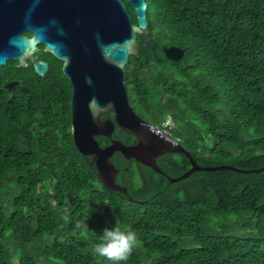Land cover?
Segmentation results:
<instances>
[{
  "label": "trees",
  "instance_id": "1",
  "mask_svg": "<svg viewBox=\"0 0 264 264\" xmlns=\"http://www.w3.org/2000/svg\"><path fill=\"white\" fill-rule=\"evenodd\" d=\"M146 1L129 99L201 166L219 167L172 181L191 169L187 154L160 155L166 175L115 152L129 193L107 187L75 145L61 61L43 53L52 65L41 76L10 60L0 68V264H111L92 246L116 222L137 237L120 264H264V0ZM113 137L137 141L118 124Z\"/></svg>",
  "mask_w": 264,
  "mask_h": 264
},
{
  "label": "water",
  "instance_id": "2",
  "mask_svg": "<svg viewBox=\"0 0 264 264\" xmlns=\"http://www.w3.org/2000/svg\"><path fill=\"white\" fill-rule=\"evenodd\" d=\"M127 3L134 9L136 23ZM147 8L146 0H0V68L10 60H18L21 66H28L30 61L43 76L49 64L37 55L40 43L62 60L72 84L75 145L97 165L104 185L126 194L128 188L116 181L120 169L112 160L115 152L164 174L158 163L160 155L187 154L191 169L179 177L168 175L172 181L195 170L219 167L201 166L180 142L139 115L129 99L126 65L132 54H139L138 34L149 33ZM149 40L144 36L143 45ZM165 52L169 58L178 59L183 50L171 45ZM18 82L10 81L6 86L12 89ZM108 111L114 113V119L102 118ZM116 124L133 133L137 142L127 144L114 138ZM100 135L108 137L110 143L101 145Z\"/></svg>",
  "mask_w": 264,
  "mask_h": 264
},
{
  "label": "clouds",
  "instance_id": "3",
  "mask_svg": "<svg viewBox=\"0 0 264 264\" xmlns=\"http://www.w3.org/2000/svg\"><path fill=\"white\" fill-rule=\"evenodd\" d=\"M157 128L169 137L165 130ZM75 229L89 230L84 221L77 222ZM136 241L137 237L134 231L122 229L119 222H116L114 227L106 228L103 235L99 236V242L92 246V251L94 255L111 262V264H120V262L128 260L134 247H136Z\"/></svg>",
  "mask_w": 264,
  "mask_h": 264
},
{
  "label": "flooded vegetation",
  "instance_id": "4",
  "mask_svg": "<svg viewBox=\"0 0 264 264\" xmlns=\"http://www.w3.org/2000/svg\"><path fill=\"white\" fill-rule=\"evenodd\" d=\"M45 52H47L46 50H45V45L42 47V43H40L39 44V49H38V52H37V55H38V57L40 58V59H44V60H46L47 62H48V64H49V69L47 70V72L43 75V76H46V74L48 73V71L51 69V65H52V61L51 60H49V55H47V58H43V57H41V55L43 54V53H45ZM49 54H52V53H50V52H48ZM53 55V54H52ZM54 56V55H53ZM53 59H57V60H60L59 58H57L56 56H54L53 57ZM61 61V67H62V71H63V61L62 60H60ZM29 63H30V61H29ZM63 73H64V71H63ZM65 74V73H64ZM65 76H66V74H65ZM67 77V76H66ZM68 78V77H67ZM68 80H69V78H68ZM70 81V80H69ZM70 84H71V81H70ZM71 91H72V84H71ZM72 93H73V91H72ZM111 118V117H110ZM114 119V118H113ZM137 142V141H136ZM136 142H134V143H136ZM131 144H133V143H131Z\"/></svg>",
  "mask_w": 264,
  "mask_h": 264
},
{
  "label": "built area",
  "instance_id": "5",
  "mask_svg": "<svg viewBox=\"0 0 264 264\" xmlns=\"http://www.w3.org/2000/svg\"><path fill=\"white\" fill-rule=\"evenodd\" d=\"M170 120H168V121H166L165 123H164V125L163 126H167V125H170ZM166 131V130H165Z\"/></svg>",
  "mask_w": 264,
  "mask_h": 264
}]
</instances>
